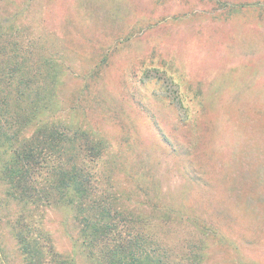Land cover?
<instances>
[{"label":"rangeland","instance_id":"374dc122","mask_svg":"<svg viewBox=\"0 0 264 264\" xmlns=\"http://www.w3.org/2000/svg\"><path fill=\"white\" fill-rule=\"evenodd\" d=\"M0 23L60 63L65 117L104 142L99 170L180 264H264V0H0ZM22 216L91 264L69 209L0 184L5 264H22Z\"/></svg>","mask_w":264,"mask_h":264},{"label":"trees","instance_id":"16d2710c","mask_svg":"<svg viewBox=\"0 0 264 264\" xmlns=\"http://www.w3.org/2000/svg\"><path fill=\"white\" fill-rule=\"evenodd\" d=\"M17 36L0 23V184L28 209H69L91 264H180L185 258L159 244L129 197L99 170L104 142L65 117L60 63L36 56L32 40ZM12 226L22 264H74L59 259L33 218Z\"/></svg>","mask_w":264,"mask_h":264}]
</instances>
